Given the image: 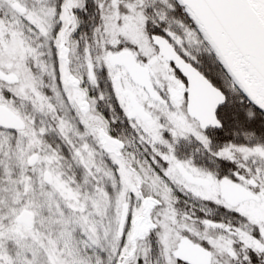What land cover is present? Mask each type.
Returning <instances> with one entry per match:
<instances>
[{
    "label": "snow or ice",
    "instance_id": "1",
    "mask_svg": "<svg viewBox=\"0 0 264 264\" xmlns=\"http://www.w3.org/2000/svg\"><path fill=\"white\" fill-rule=\"evenodd\" d=\"M0 264H264V0H0Z\"/></svg>",
    "mask_w": 264,
    "mask_h": 264
}]
</instances>
